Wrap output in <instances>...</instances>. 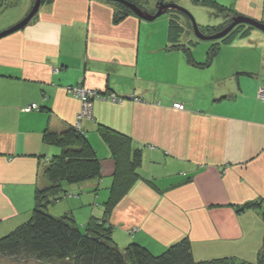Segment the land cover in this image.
<instances>
[{
    "label": "crops",
    "instance_id": "0c3cea01",
    "mask_svg": "<svg viewBox=\"0 0 264 264\" xmlns=\"http://www.w3.org/2000/svg\"><path fill=\"white\" fill-rule=\"evenodd\" d=\"M32 2L11 21L7 16L0 32L21 22ZM236 9L264 22V0H238ZM113 13L101 0H53L0 39V238L30 218L41 167L59 153L42 135L76 123L80 103L66 88L82 86L118 99L96 100L93 119L80 122L101 176L67 187L49 213L71 214L80 229L102 217L114 173L97 132L105 126L142 149L140 175L155 186L138 180L113 209L109 223L119 248L137 243L159 255L187 237L196 261L233 256L255 263L264 209L237 214L232 206L264 198V103L257 97L264 89V36L253 32L221 46L199 69L165 51L167 31L148 50L144 20L130 16L114 25ZM192 57L203 63L206 54ZM31 104L40 110L23 112Z\"/></svg>",
    "mask_w": 264,
    "mask_h": 264
},
{
    "label": "trees",
    "instance_id": "16d2710c",
    "mask_svg": "<svg viewBox=\"0 0 264 264\" xmlns=\"http://www.w3.org/2000/svg\"><path fill=\"white\" fill-rule=\"evenodd\" d=\"M1 1L5 10L12 8L17 2V0ZM32 1L33 7L35 0ZM154 1L156 10L153 9L149 12L150 10L146 8L147 0H123L124 3L101 0V2L112 6L114 10L112 23L114 25L130 16L135 17L132 6L143 13L154 15L160 3L176 5L178 0ZM193 1L195 4L209 7L214 11L216 17L224 19L219 25L199 26V32L205 37L215 36L222 32L235 18H245L213 0ZM52 2L53 0H41V5ZM167 11V13H171V18L167 30L169 45L165 47V51L180 52L185 56L189 65L199 69H206L212 64L221 46L230 45L236 39L246 38L256 29L244 23L236 25L228 35L210 44L205 61L197 63L192 57L190 48L203 41L195 38V41H187L186 45L181 43V37L188 35L189 32L193 33L189 13L183 9ZM181 18L184 20V25L179 22ZM262 23L264 24V22ZM95 92L104 96L111 94L109 91ZM259 99L264 103V98ZM96 100L98 99L91 101L92 108ZM99 100L104 99L100 98ZM92 119L93 115L90 120ZM97 132L109 149L114 162V173L108 189V198L103 204L102 217L89 219L82 231L71 214L54 217L49 213V207L54 202L66 197L67 187L79 186L99 179L101 166L94 149L81 131L80 123L74 124L58 134L45 131L42 135V143L45 146L55 147L59 153L41 167L42 176L34 192L33 209L28 221L0 238V258L22 259L39 264H264V245L258 252L255 263L241 261L233 256L196 261L187 237L171 244L159 255H153L137 243L119 248L113 240L114 227L109 223V218L113 209L129 193L136 182L143 179L140 175L143 151L141 148L134 147L132 139L108 127L98 125ZM144 181L146 184H151L150 187L153 190L155 189L151 180ZM186 183L188 181L179 186ZM260 204L262 201L257 200L232 207L237 214H242L247 211L261 210ZM262 215L264 222V213Z\"/></svg>",
    "mask_w": 264,
    "mask_h": 264
},
{
    "label": "rangeland",
    "instance_id": "374dc122",
    "mask_svg": "<svg viewBox=\"0 0 264 264\" xmlns=\"http://www.w3.org/2000/svg\"><path fill=\"white\" fill-rule=\"evenodd\" d=\"M213 1L219 3L220 5H222L224 7L230 8L235 12L237 10L236 6H237L238 0H213ZM26 2H27V0H17L15 5L12 8H10L9 10H6V12H5V11H2V10H4V8L2 6V1L0 0V29L2 27H4V25H7V23H8L7 22V16H8V19H10V21H11L13 19V17L16 16L19 11L24 9ZM176 6L185 10L186 12H188L189 15H191L193 17V19H194V21L198 27L199 26L203 27L202 25H204V24H202V21H204V23L207 24L209 21H211L212 23H215V22L217 23L218 20L220 22H222V20H224L220 17L219 18L216 17L214 15V11L212 9H210L209 7L195 4L193 0H178L176 3ZM146 8L148 10H150L149 12L153 11V9L156 10L155 9L156 8V2L154 0H147ZM167 12L163 13V15H161L159 18H157L154 21H151V22L144 21V23H143L144 25H142V26H146L147 36H149V35L151 36L150 37L151 39L148 40V42H150L149 45L151 48H148V50L156 49V47H157L156 45H158L160 38L162 40V37L163 38L165 37V35H166L165 31H167L166 30L167 24L169 23V19L171 18V15H170L171 13H167ZM134 15H135V13H134ZM135 17H137V16L135 15ZM245 18H247V17H245ZM248 19L255 20L252 18H248ZM255 21H257V20H255ZM179 22H180V24L184 25V20L182 18L179 20ZM257 22L262 23L261 21H257ZM205 26H212V25L208 24ZM142 30H143V27H142ZM4 31H6V30H4ZM4 31H2V32H4ZM253 32H256L258 34H261V36H264V33L259 31V30L254 29L252 31V33ZM8 36H6V37H8ZM188 38H189V40H188ZM195 38L196 37L194 36V33L189 32L188 35H184L183 37H181V43L186 45L187 41H191V40L195 41ZM213 42L214 41L200 42L198 45L190 48L191 53L192 54H206L210 44H212ZM176 53L181 54L180 52H176ZM146 54H150V53H146ZM153 54H157V53H153ZM170 54H172V53H170ZM263 92H264V90H262L261 93H263ZM259 95H260V92H258V95H257L258 100H260ZM75 99H77V98H75ZM116 102H118V101H116ZM80 108H81V104H80ZM83 120H87V119H83ZM260 200L262 201V204H260V207H261V210H263L264 209V198H261ZM242 214H244V213H242ZM60 216H62V215H60ZM54 217H59V216H54ZM262 218H263V215H262ZM261 221L263 222V219H261ZM83 229H81V230L83 231ZM0 264H39V263L33 262V261H24L22 259H18V260L11 259V260H9V259H5V258H0ZM41 264H47V263H41Z\"/></svg>",
    "mask_w": 264,
    "mask_h": 264
},
{
    "label": "water",
    "instance_id": "95a60500",
    "mask_svg": "<svg viewBox=\"0 0 264 264\" xmlns=\"http://www.w3.org/2000/svg\"><path fill=\"white\" fill-rule=\"evenodd\" d=\"M104 1L124 3L123 0H104ZM40 5H41V0H35L34 5L31 9V11L28 13V15L21 22L16 24L15 26L11 27L10 29H8L4 32H1L0 33V39L23 29L33 19V17L38 13ZM131 8H132L133 12L135 13V15L139 19L147 21V22H151V21L156 20L161 15H163V13H165L167 10H180L181 9L174 4L160 3L159 6L157 7V12L154 15H150V14L141 12L140 10H138L134 6H132ZM190 17H191V23H192L194 36L196 37V39H198L199 41H203V42L220 40L223 37H225L226 35H228L236 25L241 24V23L248 24V25H250V26H252V27L256 28L257 30L264 33V24L263 23L254 22L253 20H250L247 18H235L232 20L231 24L227 28H225V30H223L222 32L218 33L215 36L205 37L199 32L198 26L195 23L193 17L191 15H190Z\"/></svg>",
    "mask_w": 264,
    "mask_h": 264
},
{
    "label": "built area",
    "instance_id": "2783aa9c",
    "mask_svg": "<svg viewBox=\"0 0 264 264\" xmlns=\"http://www.w3.org/2000/svg\"><path fill=\"white\" fill-rule=\"evenodd\" d=\"M66 90L73 97L77 98L81 104V108H80L79 114L76 117V123L75 124H79L80 121H82L83 119L90 120L92 118V103H91V101H93L95 99L99 100L100 98L105 99L104 95L102 96V94H98L95 91L84 89V88L79 87V86L67 87ZM259 92H260L259 98L263 99L264 98V92L261 93L262 89H260ZM108 99H110L112 102L118 101L116 96L113 94L108 95ZM173 108L176 110H180V111L183 110V106L180 104H174ZM37 110H39L38 106L36 104H31L28 107L24 108L23 112L29 113L31 111H37Z\"/></svg>",
    "mask_w": 264,
    "mask_h": 264
}]
</instances>
